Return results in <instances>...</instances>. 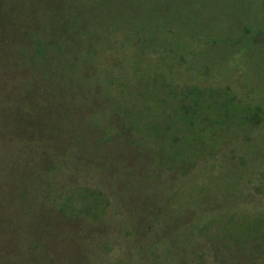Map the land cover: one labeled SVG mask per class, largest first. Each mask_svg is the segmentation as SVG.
Masks as SVG:
<instances>
[{
    "label": "rangeland",
    "instance_id": "obj_1",
    "mask_svg": "<svg viewBox=\"0 0 264 264\" xmlns=\"http://www.w3.org/2000/svg\"><path fill=\"white\" fill-rule=\"evenodd\" d=\"M80 1L64 2V21L54 25L59 29L65 26L76 38L78 33L88 31L80 35L86 42L78 53L79 43L72 45L71 51L67 48L64 54L69 56L63 57L60 66L56 62L57 41L49 46V83L63 90L73 83L84 92L88 83L81 72L72 71L71 54L76 53L73 61L80 65L78 70L85 76L93 73L94 102L79 103L76 97L52 99L62 105L65 101L78 104L79 122L96 124L93 130L97 134L85 130L89 137L83 141L84 152L71 163L66 160L75 151L67 146L71 141L66 142L68 149L62 154L56 139L37 136L29 140L37 145L38 152L29 143L23 153L16 146V133L3 127L0 200H5V209L18 212L21 204L36 207L35 201L46 202L45 208L52 205V200L81 201L80 188L95 189L109 197L106 218L69 220L50 229L63 240L67 255L73 250L76 254L77 249L86 255L89 252L95 264H187L189 258L202 253L203 257H194L191 264H264V238L260 240L262 246L254 249L257 255L239 252L242 258L238 260L228 258L231 249L224 247L233 246L236 240L245 243L250 221L264 225V0H199L187 15L181 12L178 0H173L179 18L164 20L161 38L152 32L154 18L145 17L144 21L139 13L152 14L156 8L152 0ZM167 1L170 3L163 0L161 6ZM184 1L189 5L196 0ZM48 14L39 18L41 24L58 19L53 12ZM79 15L78 26H70ZM181 18L193 23L186 24ZM200 22L202 25H198ZM145 24L149 30L146 34ZM34 42L31 39L25 45L31 47ZM60 42L64 47L63 38ZM158 73L178 85L229 87L238 96L239 121H227L219 115L223 120L218 123L213 119L215 109L204 108L208 121L196 119L192 131L172 149L166 137L178 132L176 124L180 120L165 114L161 101L141 96L137 89L143 82L154 84ZM22 75L35 78L40 92L49 93L45 87L50 85L42 82L44 75L34 70ZM145 76L148 78L141 79ZM13 84L18 87V81ZM150 89L147 91H155ZM79 90L76 92L81 94ZM254 105L262 107V113L255 114L261 120L258 125L250 113ZM94 106L96 110H90ZM125 108L134 112L130 121L139 124L138 117L142 116L143 125L135 126L134 137L128 135L124 140L118 139L123 126L114 112ZM150 116L157 118L156 127L145 124ZM166 125L170 128L165 130ZM157 135L163 138L161 144ZM135 138L136 142L128 146V141ZM46 152L57 154L49 157ZM158 152L172 154L177 164H163ZM21 188L32 196L20 200ZM2 204L0 213L5 216ZM77 206L83 207L79 203ZM101 210L98 208V212ZM53 214L54 222L59 223L60 216L55 211ZM208 222H212V228L202 232ZM47 232L50 234L48 229L44 236ZM67 262L72 263L69 259Z\"/></svg>",
    "mask_w": 264,
    "mask_h": 264
},
{
    "label": "trees",
    "instance_id": "obj_2",
    "mask_svg": "<svg viewBox=\"0 0 264 264\" xmlns=\"http://www.w3.org/2000/svg\"><path fill=\"white\" fill-rule=\"evenodd\" d=\"M68 1L73 2L75 0H0V89L2 90L0 102L2 101V97L8 94L6 99L2 101V110L0 106V120L2 122V124L0 123V130H3V127H5L6 131L9 130L16 133V135H13L19 138L16 141V146H18L23 153L28 150L29 143L38 152L37 145L30 142L29 138L34 139V137L42 136L44 139H56L60 145L59 147L63 150L62 154L66 153L69 146L70 148H75L72 156L66 159L68 162L72 163L73 160L81 157L84 152V149H82L84 148L83 141L89 137V135L84 133L85 130H88L91 133L94 132L95 134H97V130H93L95 129L96 124L86 121L79 122L82 119L78 111L80 109L78 104L74 105L70 101H65L62 105L52 99L54 97L55 99L65 98L67 100L71 98L74 100L76 97L79 103L94 102L91 90L95 86L94 82L91 80L93 73H91L90 76H85L84 73H82L84 72L83 70H78L80 65H75V62L73 61L77 57L74 55L81 52L80 50L82 46H84L83 43L86 42L81 36L88 34V31H82L81 34L78 33V38H76L73 34L70 36V30L65 28V26L64 28L59 29L60 26L54 25L60 24L64 21L62 18L66 15V12L62 6L64 5V2ZM82 1L83 0L80 2ZM152 1L153 3L156 2V8L152 14L145 15L144 12L139 13L142 15L144 21L145 17L154 18L155 26L154 29H152L153 31L151 29L150 31L159 35V38H161L164 20L167 17H170L173 21H177L180 12L177 11L175 5H172L173 0H169L170 3L167 1L166 6H161L163 0ZM197 1L199 0L188 5L184 0H178L180 9L182 10L181 12L184 15H187L191 12L192 6ZM60 9L61 12H59ZM49 12H53V17H58V19L53 22H50L48 19L47 25L41 24L39 18L41 16L49 17ZM79 20L80 15L70 26H78L76 23ZM180 20H183L186 24L187 22L193 23V21L186 18H181ZM198 25H202V23L200 22ZM86 27L88 26L86 25ZM144 28L146 34V32L149 31L146 30V24ZM48 34L51 35V38L48 37ZM149 34L150 33H148V36ZM46 35L48 38L45 37ZM61 38H63L64 47L60 42ZM31 39H34L35 42L33 46L27 47L25 42H28ZM72 40L74 43H67L68 41L72 42ZM213 40L217 41L216 38ZM55 41H57L56 45L58 46L57 49L59 53L56 55V62L57 64L59 63V66L61 65L63 57L68 54H64V52L67 51V48L70 50L72 45L76 47L75 43H79L78 47L81 46L80 48L76 47L77 52L74 55L70 54L73 57H71V61L73 62V74L81 72L83 76L82 78L88 83V87L86 89L83 88L84 92L79 90L80 86L73 83H71L66 90L59 88V86L50 85L49 78L51 77V71L48 66L47 52L49 46L55 43ZM153 47L158 50L157 45ZM30 70H34L37 74L44 75V80L42 82H46L50 85L49 87H45V90L49 93H46L45 91H43V93L40 92V89L33 82L35 81V78L23 77L22 74L26 73L28 75ZM58 74H60V70ZM16 77L18 80H16ZM146 78L148 77L145 76L141 79L145 80ZM57 79L59 81L62 80L61 74L57 75ZM10 80L13 82L18 81V87ZM154 80V84L143 82L141 86H139L140 88H137L138 94L145 97L148 95L161 101L165 106V114L169 115L174 120H180L176 124L178 132L172 134V138L166 137V140L170 142L169 145L172 149L175 142H179L192 131V128L195 127L196 119L201 120L200 122L202 123L208 121V116L203 113L204 108L212 107V109H215L214 115L216 116H214L213 119L217 122L223 120V118H221L223 115L226 117L225 119H227V121H239V111L236 110L238 96L229 87H205L195 84L178 85L172 82L163 73H158ZM90 81L92 83H89ZM9 83L12 85V88L7 89ZM146 87L147 89L144 90ZM150 88L155 91H147L151 90ZM155 88L158 89V91H156ZM78 90L82 93L80 94L76 92ZM43 95H46V97H41ZM208 100L209 102H207ZM169 105L170 107H168ZM93 109L96 110V107L94 106L90 108V110ZM115 111L114 117H117L120 122L122 120L121 123L123 126L122 130L118 132V139L124 138L125 140L128 135L134 137L132 130L135 126L143 125L142 116L138 115L139 124H136V122L133 123L130 121L131 117L135 115L129 108L122 110L116 109ZM259 112L262 113L261 106H251V118L254 117L256 119L255 122L257 125L261 120H257L255 114H258ZM242 113H245V115L250 114L246 112ZM219 115H221V117H219ZM156 120L157 118L150 116L146 119L145 124H151L156 127ZM169 128L170 125L165 126V130ZM200 129L204 128L202 127ZM9 136L11 137L10 134ZM157 137L161 144L163 138L159 135H157ZM46 140L44 141L46 142ZM76 140H78L77 143H75ZM90 140L91 139H89L88 142H90ZM68 141H71V143L69 145L67 144V147L65 145ZM100 142L101 141L99 140L96 146H98ZM128 142L129 146V144L136 142V138L134 141L130 140ZM188 148H190L189 143H187L186 149ZM56 152L55 154H57ZM162 152L158 153L160 156L159 160H161L163 164H177L178 161L175 156H172V154L169 153L164 155V152ZM55 154L47 155L53 157ZM140 154L144 155L143 151ZM73 155L75 156L73 157ZM26 161H28V159H26ZM39 180L40 178L38 177L37 184L39 183ZM36 183L34 184L36 185ZM44 184H47V182L44 181ZM80 189L83 190L81 201L62 199L61 202H56L52 200V205L47 208H45L46 202L35 201L36 207H31V205L29 207H24L21 204L19 211H14L12 213H9L5 209V200H0V202H3L1 205V211L5 214L4 216L0 213V264H64L65 262L70 264L67 262V259L72 261L71 264H95V260L93 256L89 255V252L86 255V253H82L77 249L76 254L75 250H73L71 255L65 254L62 248L64 245L63 240L59 238L60 236L58 233H51L50 231L52 226L68 224L67 222H69V220L84 222L85 219H92L95 221L99 220L101 217L104 218V216L106 218V207L109 202L107 193H100L101 191L98 192L95 189ZM31 196L32 194H30L29 190H25L24 188L20 189V200L27 199ZM77 203L83 207L77 206ZM98 208H102V210L98 212ZM44 210V214L39 215V212ZM53 211L60 216L59 223L57 224L53 220ZM225 226H227V224ZM210 228H212V222L204 224L201 231L206 232V229ZM48 229L50 234L47 232L45 234L47 236H44V233ZM245 235L247 237L245 243L239 244V241L236 240L233 246H224L231 249L228 258L233 257L238 260L242 258V256L239 255V252L246 251L247 255L248 252L251 255L253 253L254 256L258 254L254 249L257 246H262L260 240L264 238V225L259 221H250L245 230ZM202 255V253L200 255H197L196 253V255L188 259L187 264H191L194 257L202 258ZM250 259L252 261L255 260L254 257Z\"/></svg>",
    "mask_w": 264,
    "mask_h": 264
}]
</instances>
